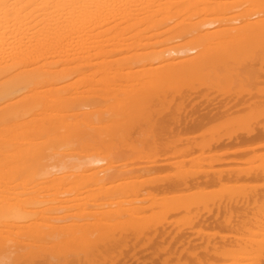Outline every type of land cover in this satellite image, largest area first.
Returning <instances> with one entry per match:
<instances>
[{
    "label": "bare ground",
    "instance_id": "bare-ground-1",
    "mask_svg": "<svg viewBox=\"0 0 264 264\" xmlns=\"http://www.w3.org/2000/svg\"><path fill=\"white\" fill-rule=\"evenodd\" d=\"M132 260L264 264V0H0V264Z\"/></svg>",
    "mask_w": 264,
    "mask_h": 264
},
{
    "label": "rangeland",
    "instance_id": "rangeland-1",
    "mask_svg": "<svg viewBox=\"0 0 264 264\" xmlns=\"http://www.w3.org/2000/svg\"><path fill=\"white\" fill-rule=\"evenodd\" d=\"M213 93V94H212ZM208 96H210V98L208 97ZM208 96H207V98L208 99H210L211 101L213 100V101H220L221 99L220 98H223L222 97V95H220V93H216V91H213V90H210L209 91V93H208ZM200 97V102L201 101H203L204 99H203V97L201 98V96H199ZM199 97H197L198 98V101H199ZM212 98V99H211ZM203 99V100H202ZM206 101V100H205ZM205 101H203V103L204 104H206L205 103ZM199 102V104H202V103H200ZM204 104H203V106H204ZM212 124H211V123ZM215 123V124H214ZM217 123V121L216 120H212V121H209L207 124H204V125H202V126H200L197 130L199 131H197V130H194V131H191V132H189V135H192V134H194V136H197L198 137V135H199V137L202 135V136H204V134H205V136H207L206 134L208 133V132H220V131H223V129H221L222 128V126H220V124H216ZM204 127V128H203ZM220 128V129H219ZM202 129V130H201ZM203 129H204V131H203ZM210 129H211V131H210ZM214 130V131H213ZM218 130V131H217ZM206 131V132H205ZM201 132V133H200ZM196 133V134H195ZM199 133V134H198ZM201 136V137H202ZM198 137V138H199ZM261 150H256V152H260ZM169 168V169H168ZM168 170L169 172H171V167H166V168H163V169H160L159 170V172L160 173H163L165 170ZM164 170V171H163ZM163 171V172H162ZM168 171H165V172H168ZM208 186V185H207ZM205 186V188H213V186ZM208 229V231H213V230H211V228H207ZM193 237H196V235H192V237H191V239H192V241L195 239V238H193ZM196 241V239L193 241V242H195ZM153 242V241H152ZM195 243H197V241L195 242ZM155 244H156V242H153V243H151L149 246V248H154L155 247ZM171 244H172V242H171ZM171 244H170V246H171ZM168 245H169V242H168ZM144 255V256H143ZM149 255V254H148ZM148 255H145V253L144 254H142V255H140V257L139 258H142V257H144V259H146V257L147 258H149L148 257ZM158 255H164L163 253H159ZM148 262H150V261H148ZM131 264H133L134 263V261L132 260L131 262H130Z\"/></svg>",
    "mask_w": 264,
    "mask_h": 264
}]
</instances>
